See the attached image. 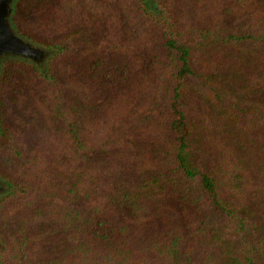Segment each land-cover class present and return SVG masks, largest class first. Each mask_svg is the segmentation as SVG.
Here are the masks:
<instances>
[{"label":"trees","instance_id":"16d2710c","mask_svg":"<svg viewBox=\"0 0 264 264\" xmlns=\"http://www.w3.org/2000/svg\"><path fill=\"white\" fill-rule=\"evenodd\" d=\"M115 1L121 38H57L46 75L4 64L0 93L32 66L54 124L1 119L0 206L20 225L0 264L23 261L32 223L64 233L40 264H264V0H162L167 17Z\"/></svg>","mask_w":264,"mask_h":264},{"label":"rangeland","instance_id":"374dc122","mask_svg":"<svg viewBox=\"0 0 264 264\" xmlns=\"http://www.w3.org/2000/svg\"><path fill=\"white\" fill-rule=\"evenodd\" d=\"M166 1V0H164ZM162 0H154L156 12L168 16L167 6ZM179 3V0H173ZM234 7V0L230 1ZM97 17L95 21L94 14ZM237 12V11H235ZM12 20L17 32L29 39L31 42L43 46L49 50L44 59L42 73L47 74L49 59L59 52L58 48L47 45L53 43L57 38H63V42L81 45V41L95 40L105 45L110 42L112 28L119 33L115 39L121 38L125 27L128 26L123 15V7L115 0H16ZM23 60L9 58L2 62L0 76L5 62ZM24 61V60H23ZM29 62V61H27ZM143 62V59L140 60ZM30 65L36 66L32 62ZM30 65H17L11 75L13 83L3 90L0 96V122L5 119L9 125L16 126L25 132L26 127L32 124H40L47 127L54 124L52 112L47 108L37 93L27 87V79L36 77L37 73ZM66 66L62 67L64 70ZM41 72V71H40ZM64 76V73L61 72ZM36 79V78H35ZM5 87V88H6ZM187 102L194 98L192 91L185 94ZM107 97L100 98L101 105ZM1 127V126H0ZM26 137L21 135L17 138L23 145ZM6 166L0 160V182L3 184L4 193L0 196L6 197L14 188L11 180L4 177ZM8 202H2L0 206V238L12 244L18 237L17 227L20 225L18 216L6 215ZM25 250L23 261L14 262L6 255L1 257V264H40L41 260L60 253L64 241V233L49 223L30 224L24 231Z\"/></svg>","mask_w":264,"mask_h":264},{"label":"water","instance_id":"95a60500","mask_svg":"<svg viewBox=\"0 0 264 264\" xmlns=\"http://www.w3.org/2000/svg\"><path fill=\"white\" fill-rule=\"evenodd\" d=\"M15 2L16 0H0V70L2 62L9 58L24 59L36 66H44L43 61L49 50L17 32L12 20Z\"/></svg>","mask_w":264,"mask_h":264},{"label":"flooded vegetation","instance_id":"af4514ba","mask_svg":"<svg viewBox=\"0 0 264 264\" xmlns=\"http://www.w3.org/2000/svg\"><path fill=\"white\" fill-rule=\"evenodd\" d=\"M26 61H28V60H26ZM29 62H31V61H29ZM37 63H39V61ZM1 187H3V184H1V182H0V189H1Z\"/></svg>","mask_w":264,"mask_h":264}]
</instances>
